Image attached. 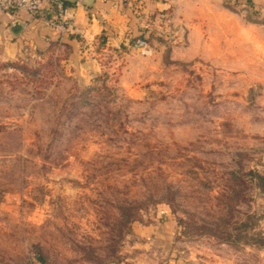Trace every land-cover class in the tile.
Listing matches in <instances>:
<instances>
[{
  "label": "rangeland",
  "instance_id": "374dc122",
  "mask_svg": "<svg viewBox=\"0 0 264 264\" xmlns=\"http://www.w3.org/2000/svg\"><path fill=\"white\" fill-rule=\"evenodd\" d=\"M239 13L148 54L96 44L69 92L56 59L0 71V264H264V14ZM167 219L165 246L133 233Z\"/></svg>",
  "mask_w": 264,
  "mask_h": 264
},
{
  "label": "crops",
  "instance_id": "0c3cea01",
  "mask_svg": "<svg viewBox=\"0 0 264 264\" xmlns=\"http://www.w3.org/2000/svg\"><path fill=\"white\" fill-rule=\"evenodd\" d=\"M67 1V10L73 15V24L71 30L64 34L52 28L41 17H31L25 12L17 16L0 14V71L16 62L56 59L57 83L50 84L48 90L69 92L78 83L86 81V77L98 74L99 66L92 55V47L100 44L101 36L105 37L103 46L126 48L133 38L145 35L149 37L153 52L156 36L169 27L174 32L171 35L174 41L183 43L196 36L197 28L203 22L246 21L239 12L247 9L264 14V0ZM46 16L53 18V11H48ZM17 23L20 29L15 32L12 27ZM125 54L128 63L122 76L124 83L131 82L141 71L137 53L128 49ZM167 220L162 223H134L133 233L165 246L171 243L176 232L175 225L170 219ZM135 264L192 263L172 252L160 262L143 258Z\"/></svg>",
  "mask_w": 264,
  "mask_h": 264
},
{
  "label": "built area",
  "instance_id": "2783aa9c",
  "mask_svg": "<svg viewBox=\"0 0 264 264\" xmlns=\"http://www.w3.org/2000/svg\"><path fill=\"white\" fill-rule=\"evenodd\" d=\"M67 0H0V14L5 13L17 16L21 12L27 13L31 17H41L46 19L48 24L58 30L61 34L70 31L73 24V15L68 13ZM48 11H53V18H47ZM131 44V43H130ZM132 46L142 53H150L151 45L146 39L137 37Z\"/></svg>",
  "mask_w": 264,
  "mask_h": 264
},
{
  "label": "trees",
  "instance_id": "16d2710c",
  "mask_svg": "<svg viewBox=\"0 0 264 264\" xmlns=\"http://www.w3.org/2000/svg\"><path fill=\"white\" fill-rule=\"evenodd\" d=\"M67 4H68V1H66V5ZM139 37L140 38H143V39H146L147 41H149V37L148 36L141 35ZM136 40H137V38H133L132 41H131V44H134L136 42ZM104 43H105V37L104 36H101L100 37V47L103 46ZM46 67L48 68V70L51 68L50 61L49 60H48V63L46 65ZM257 177H258V182H259L260 187L264 190V175L258 174ZM37 255H38V259H41L42 258L41 253L38 252Z\"/></svg>",
  "mask_w": 264,
  "mask_h": 264
},
{
  "label": "water",
  "instance_id": "95a60500",
  "mask_svg": "<svg viewBox=\"0 0 264 264\" xmlns=\"http://www.w3.org/2000/svg\"><path fill=\"white\" fill-rule=\"evenodd\" d=\"M12 29L17 32L20 29V25L17 23L12 27Z\"/></svg>",
  "mask_w": 264,
  "mask_h": 264
}]
</instances>
